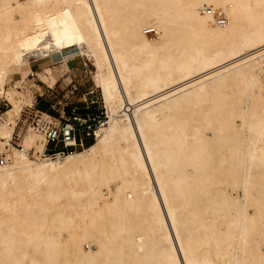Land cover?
<instances>
[{
    "label": "bare ground",
    "instance_id": "bare-ground-1",
    "mask_svg": "<svg viewBox=\"0 0 264 264\" xmlns=\"http://www.w3.org/2000/svg\"><path fill=\"white\" fill-rule=\"evenodd\" d=\"M57 56L93 62L108 115L56 155L59 118L14 147L0 117V264H264V0H0L6 115Z\"/></svg>",
    "mask_w": 264,
    "mask_h": 264
},
{
    "label": "rangeland",
    "instance_id": "rangeland-1",
    "mask_svg": "<svg viewBox=\"0 0 264 264\" xmlns=\"http://www.w3.org/2000/svg\"><path fill=\"white\" fill-rule=\"evenodd\" d=\"M210 8L211 7L207 8V12L212 11V8ZM52 59L56 60L53 62ZM52 59L48 58L32 64L33 70L39 72L42 71V67L52 65L56 68H54V73H56V75H54L57 77H55L56 80H53L54 78L52 73H49V75L47 74L43 79L36 75L29 76L26 86L29 87V93H31L30 95L33 98L31 102L32 105L25 104L20 114L6 115V112L10 111L12 106L7 98L3 96L0 97V117L10 118L12 123H14L15 121L17 122V119L21 116L19 126L17 124L15 131H13V139L15 134H17L21 128H27V126H29L28 124L36 123L38 119L37 110L42 112L43 116V112L45 111L39 110L38 104H46L49 110L56 115L53 116L57 118L64 114L65 111L62 120H66L67 118L73 116L74 113L85 117L90 116L91 118H89L88 123L92 125L97 123L99 119L106 118L108 115L102 90L99 85H96V67L93 65V62L91 60L88 61L85 56H77L76 58L68 61L63 60L59 56ZM21 77V73H18L14 70V68H11L9 72V79L5 85L6 89H10V87L13 88L14 86V88L21 90L24 85V80H22ZM57 80L58 83L56 84ZM24 90L27 91L28 89ZM72 122L77 124L75 121ZM86 129V127L79 125H77L76 128L77 135L83 138L85 146L88 145L92 141L91 138H93V136L86 134ZM18 142H20L19 137L16 135V138L11 141V144L14 147H17ZM2 157L5 158L6 154H0V159ZM227 191L234 197L242 195L240 189L237 188L232 190L230 187ZM81 247L84 250L88 249L85 242H81Z\"/></svg>",
    "mask_w": 264,
    "mask_h": 264
},
{
    "label": "built area",
    "instance_id": "built-area-1",
    "mask_svg": "<svg viewBox=\"0 0 264 264\" xmlns=\"http://www.w3.org/2000/svg\"><path fill=\"white\" fill-rule=\"evenodd\" d=\"M146 33L157 35L158 31L155 28H148ZM63 115L59 117V124H47L45 125V136L47 138V148L46 152L52 155L58 154H66L72 150H76L78 148H83L85 145L83 138L77 135V125L84 126L87 129L86 134L93 136L96 138L97 129L106 121V118L99 119L97 123L94 125L89 124L90 116H82L77 113H74L73 116L69 118H65L66 120H62ZM75 121L77 124L71 121ZM37 123V122H36ZM52 146V147H51ZM6 160L2 158L0 160V164H5Z\"/></svg>",
    "mask_w": 264,
    "mask_h": 264
},
{
    "label": "trees",
    "instance_id": "trees-1",
    "mask_svg": "<svg viewBox=\"0 0 264 264\" xmlns=\"http://www.w3.org/2000/svg\"><path fill=\"white\" fill-rule=\"evenodd\" d=\"M38 109L39 110H42V111H45V112H48L49 114H51V115H54V116H56L55 114H53V112H51L50 110H49V108H48V106H46V104H44V103H42V104H38ZM91 142L88 144V145H86V146H89L91 143H93L94 142V138H91Z\"/></svg>",
    "mask_w": 264,
    "mask_h": 264
},
{
    "label": "crops",
    "instance_id": "crops-1",
    "mask_svg": "<svg viewBox=\"0 0 264 264\" xmlns=\"http://www.w3.org/2000/svg\"><path fill=\"white\" fill-rule=\"evenodd\" d=\"M52 59V58H51ZM53 60V62H54V60H56V59H52ZM48 66H51V65H47V66H44V67H42V68H45V67H48ZM58 83V80H57V82H56V84ZM55 84V85H56ZM64 114H65V111H64ZM64 114H62L63 116H64ZM51 115V114H50ZM51 116H53V115H51ZM54 117V116H53ZM55 118H57V117H55Z\"/></svg>",
    "mask_w": 264,
    "mask_h": 264
}]
</instances>
